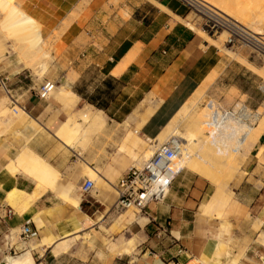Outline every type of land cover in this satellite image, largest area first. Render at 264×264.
I'll list each match as a JSON object with an SVG mask.
<instances>
[{"label":"crops","instance_id":"1","mask_svg":"<svg viewBox=\"0 0 264 264\" xmlns=\"http://www.w3.org/2000/svg\"><path fill=\"white\" fill-rule=\"evenodd\" d=\"M19 1L24 12L40 25L41 37L53 45L58 83L78 101L39 100L36 93L42 84L35 83V76L18 63L17 55L7 52L1 60L0 79L7 80L15 102L7 106L19 108L23 115L0 135V264H5L3 260L10 254L6 234L25 222L38 232L31 264H156L157 260L162 264L194 260L202 264H264L260 241L264 235V157H257L260 149L264 153V132L253 147V157L243 166V179L231 200L238 205L236 212H230L228 203L222 218H203L201 206L209 201L211 186L201 176L183 170L162 202L149 204L142 214L128 209L140 215L130 224L115 226L124 210L105 223V233L100 232L98 222L89 228H74L86 217L104 215L113 205L108 201L101 204L103 193L82 196L79 192L89 178L80 177L76 152L56 136L69 119L68 108L74 106L77 113L91 106L102 113L105 128L92 138L82 158L116 185L137 159L133 145L138 139H155L223 64L215 46L176 21L175 17L183 19L187 10L175 0ZM84 88L91 92L87 94ZM5 96L0 87V101ZM88 98L103 109L89 104ZM25 149L60 176L55 189L15 171ZM69 182L80 194L78 207L60 199ZM12 191L29 196L21 212L7 201ZM6 211L11 215L6 216ZM51 236L57 237L56 241H73L71 247L53 255L51 247L41 245ZM131 238L136 246L130 255H111L103 243ZM13 247L17 254L23 251L20 242Z\"/></svg>","mask_w":264,"mask_h":264},{"label":"bare ground","instance_id":"2","mask_svg":"<svg viewBox=\"0 0 264 264\" xmlns=\"http://www.w3.org/2000/svg\"><path fill=\"white\" fill-rule=\"evenodd\" d=\"M201 1L230 18L239 26L247 29L264 42V0ZM161 9L170 14L166 9ZM0 16L2 18L0 20V35L2 42L8 44L6 51L17 54L18 63L25 68H29L36 77L41 78L48 71V66L55 61V55L51 54L53 45H50L49 41L41 37L40 25L24 12L19 0H0ZM175 19L189 30L197 32V36L202 41L215 47H219L223 39L225 40L226 38V34L223 32L219 33L215 39L210 38L204 31L197 30L188 17L184 19L175 17ZM2 42L0 41V49L5 45ZM221 53L228 57L238 58L242 64L247 66L249 71H259L238 57V50L235 47H225L224 50H221ZM261 70V74L264 77V69ZM216 78L217 72H212L155 139H138V142L133 145L138 152L133 166L141 168L155 154L165 139H168L166 142L170 140L176 141L180 152L176 161L171 164L173 170H188L214 184L215 190L209 201L201 206V212L202 214L216 212V217L220 219L223 217L222 210L227 206L229 197L225 195L220 180L212 173L211 161H222L227 169L237 170V160L248 156L250 150L258 143L264 132V111L262 113L257 112L253 116L254 119L250 120L251 124L244 123L235 117H227L222 120V115L219 112L220 107H216L215 104L196 111L198 103ZM262 90L264 92V86ZM53 93L56 100L60 103L75 104L78 101V97L67 90L63 84L56 85ZM7 101L10 102V97L6 96L0 101V135L10 129L16 119L23 115L20 110L13 112L12 109H9ZM240 108L239 104H235L234 112ZM214 111L217 112L216 121L213 117ZM13 113H16V115ZM186 120L188 122L186 129L180 131L179 126ZM253 122H255L254 126H252ZM105 124L106 122L101 112L94 110L91 106H86L77 115L70 116L56 134L66 148L76 152L83 173L94 182V189H103L102 205L106 203L105 194H112L115 192V188L102 176L98 169L89 167L82 155L86 131L92 129L95 131L102 130L105 128ZM137 127L139 128L140 125ZM82 130L85 132L84 135H81ZM133 132L137 134L138 131L135 132L134 130ZM258 156L260 158L261 153ZM15 171L28 174L36 182L45 184L51 189H55L56 183L60 178L49 166L45 165L43 160L33 156L26 149L21 151ZM59 196L62 202L73 207H78L80 204L77 187L70 182L61 190ZM7 201L16 212H21V209L28 205L29 196L18 191H12L8 194ZM229 204L230 212H236L238 205L234 201L229 202ZM139 216L133 213L132 210H127L115 220V226L121 228L125 224H130L133 220H137ZM100 219L101 215L86 217L81 225H74V228H89ZM17 237L18 230H13L5 239L12 242L11 245H14ZM56 238L51 236L44 240L41 245L51 247L53 255L68 251L73 241H56ZM260 241L264 244L263 234H261ZM103 243L111 255L118 256L130 255L134 252L136 246L134 238L129 240L121 239L114 243L103 240ZM33 244L32 242L27 245L25 251L15 256L7 255L3 261L5 264H31V253L36 249ZM196 263L202 264L199 261H196ZM156 264L162 263L157 260Z\"/></svg>","mask_w":264,"mask_h":264},{"label":"built area","instance_id":"3","mask_svg":"<svg viewBox=\"0 0 264 264\" xmlns=\"http://www.w3.org/2000/svg\"><path fill=\"white\" fill-rule=\"evenodd\" d=\"M189 14H192L197 26L200 27L209 37H217L219 33H225L224 47H246L256 56L264 59V42L259 37L253 35L247 29L239 26L230 18L226 17L216 9L206 5L201 0H175ZM56 84L44 82L37 90L39 100H47L54 91ZM0 87L4 90L5 95L10 97V104H15L11 98V91L7 87V80L0 79ZM13 112L14 107L12 108ZM19 110V108H18ZM222 120L227 117H235L244 123H249L253 118L247 114L244 109L234 112L232 110H220ZM215 121L217 112L213 115ZM180 149L176 141L170 140L163 143L155 154L146 161L141 168L131 166L118 181L115 188L116 201L113 205L115 212L128 209L136 210L142 214L146 207L151 203L162 202L170 189L175 178L183 170H173L171 164L176 161ZM94 190V182L86 179L80 186L79 192L82 196H87ZM6 216L11 212L6 211ZM18 238L23 251L25 247L38 238V232L32 228L29 222H25L18 229ZM11 245L10 254L15 256L17 253ZM191 263V262H190ZM188 263V264H190ZM196 263V262H195ZM169 264V263H168ZM197 264V263H196Z\"/></svg>","mask_w":264,"mask_h":264},{"label":"rangeland","instance_id":"4","mask_svg":"<svg viewBox=\"0 0 264 264\" xmlns=\"http://www.w3.org/2000/svg\"><path fill=\"white\" fill-rule=\"evenodd\" d=\"M186 17L189 18V21L193 22V25L197 30H201L200 27L197 26L198 23H197V21H195L192 14H189L186 11V12H184L183 19ZM1 19L2 18L0 16V20ZM195 33L197 34V32H195ZM215 38L216 37H212V39H215ZM0 41L2 42L1 35H0ZM2 43H4V42H2ZM4 44H5L4 47H2L0 49V63H1V60H3L4 55L7 53L6 49H8V44H6V43H4ZM216 48L219 51V55L223 61V64H221L219 71L217 72V78L214 80L213 84L208 88V90L205 92L203 98L198 103V105L196 107V111L200 110L202 108H205L207 106H210L211 104L212 105L215 104L216 107H220V110H226V111L232 110V111H234V105L239 104L241 106V108L236 109L235 112H237L238 110L244 109V111L247 114H250L251 117H253L257 112L262 113L264 111V92L262 90V87L264 86V77L262 76V74H261L262 70L260 71V69H264V59L259 58L254 53H252V51L250 49H248L246 47H235L238 50V57L242 58L246 63L251 64L255 69L259 70L258 72L257 71L253 72V71H249L247 66L242 64L238 60V58L228 57V56H225L221 53V50H224V48H225L224 47V39H223V42L221 43V45H219V47H216ZM226 62L230 63L229 67L225 65ZM52 63H53L52 65L50 64L48 66V71L41 78L36 77L32 73L35 76L34 81L36 84H43L44 82H51L54 84L57 82L56 85H60V83H58L59 79L57 78V76L54 73L55 61H53ZM87 80L88 81L91 80L90 74L87 75ZM37 88H38V86H37ZM84 90H85V92H87V94L89 92H91L90 89L84 88ZM51 98L52 99L55 98V94L53 92L50 94V97L47 100H49ZM7 105L8 106L10 105L9 101H7ZM68 109L69 110H67V111H68L69 117L78 114V112L76 113L74 106H73V108H68ZM83 109H85V108H83ZM14 110L17 112V110H18L17 107H14ZM253 119L254 118H252L251 120H253ZM187 123H188L187 120L185 122H183L179 126V130L184 131L186 129ZM247 124H251L250 121ZM254 124H255V122H253L252 126H254ZM84 127H86V126H84ZM136 131H139L138 127L135 128V132ZM100 133H101L100 130L99 131H92V130L86 131L85 140L83 142V146H84L83 154L88 150L89 147H91L92 138L97 137L98 135L100 136ZM84 134H85V132H83L81 135H84ZM167 140L168 139H165L163 141V143L166 142ZM259 153H261L260 159L263 158L264 157L263 148L259 150ZM253 155H254V153H253V148H252L247 157H245L243 159H238L237 163H236L237 170L227 169L223 165L225 163H223L222 161H219V160L211 161V168H212L211 171L220 180V182L223 186V190L225 192V195L227 197H229V200H228L229 202L234 197L235 190L238 187V184L243 179V176H244L243 166L245 164H247V162L253 157ZM257 157L259 158L258 155H257ZM78 166H79L80 171H81L80 177L89 178L88 176L86 177V175L83 173L80 165H78ZM132 166H133V164H132ZM97 169H99V171H101L100 168L97 167ZM184 171L190 172L188 170H184ZM89 179L91 181H93L91 178H89ZM206 181L211 186V191L213 193L215 190L214 184H212L208 180H206ZM113 185L116 186L115 184H113ZM93 191H97L101 194L103 193V195H104V191L101 188L94 189ZM78 195L80 196L79 193H78ZM105 197H106V201H108V203H111L112 205H114V203L116 201L115 192H113L112 194L107 193V194H105ZM228 203L226 205H228ZM225 207L223 208V210L225 209ZM223 210H222V212H223ZM134 211H136V210H134ZM117 213H119V212H115L113 210V206L111 209H108L105 211V214L102 215L101 219L98 221V224L100 225V232L105 233V223L111 222L112 219H114L117 216ZM120 213H121V211H120ZM202 215H203V218L205 217V218H208L209 220H211L213 218V216H215V218H217L216 212H212V213L208 212V214H202ZM10 234H11V232L7 233L6 236H8ZM92 234L95 237H99L94 232H92ZM19 242H20L19 238L17 237V240L14 243L18 244ZM11 244H12V242H11ZM33 246H35V245L33 244ZM7 255H9V254H7ZM10 256H13V255H10ZM195 262H196L195 260L191 261L190 264H194Z\"/></svg>","mask_w":264,"mask_h":264},{"label":"trees","instance_id":"5","mask_svg":"<svg viewBox=\"0 0 264 264\" xmlns=\"http://www.w3.org/2000/svg\"><path fill=\"white\" fill-rule=\"evenodd\" d=\"M77 94L80 95L79 92H77ZM88 102H89V104L95 106V107L98 108V109H103V106H102L101 104H97V103L94 102L91 98H88Z\"/></svg>","mask_w":264,"mask_h":264}]
</instances>
